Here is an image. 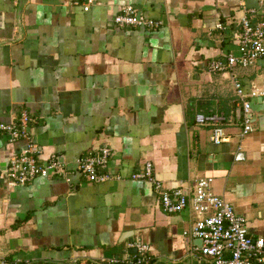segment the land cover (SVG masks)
<instances>
[{"label": "crops", "instance_id": "0c3cea01", "mask_svg": "<svg viewBox=\"0 0 264 264\" xmlns=\"http://www.w3.org/2000/svg\"><path fill=\"white\" fill-rule=\"evenodd\" d=\"M88 2L0 0V122L26 110L38 162L54 155L66 173L8 186L7 159L26 142L0 138V258L96 264L136 256L129 245L140 242L149 264H203L201 243L184 235L202 215L163 212L151 183L131 178L147 162L163 190L190 195L195 180L212 179L248 234L264 237V95L250 100L245 160L233 159L242 129L233 81L264 90V57L207 70L238 55L234 34L243 18L264 20V0H92L85 12ZM124 6L161 27H117ZM196 114L221 116L225 142L211 143ZM101 146L112 151L110 179L88 182L75 161Z\"/></svg>", "mask_w": 264, "mask_h": 264}, {"label": "built area", "instance_id": "2783aa9c", "mask_svg": "<svg viewBox=\"0 0 264 264\" xmlns=\"http://www.w3.org/2000/svg\"><path fill=\"white\" fill-rule=\"evenodd\" d=\"M91 3L92 0H89L83 6V11H88ZM75 5L78 4L75 2ZM113 23L119 28L141 27L148 30H157L162 25L161 21L140 16L132 6L121 8L113 17ZM234 39L238 55L231 54L224 60L211 61L207 66L209 72H225L233 66L247 68L264 57V20L251 22L243 18ZM233 89L242 110V129L233 159L235 162H241L245 160L241 141L253 130L250 100L264 95V90L252 86L245 92L240 82L236 80L233 81ZM29 121L27 111L21 110L14 121L0 122V138H6L9 143L21 140L26 142L23 150L10 155L7 159L4 176L8 186L25 185L35 178H47L51 174L66 175L54 155L49 156L45 163L38 162L36 156L39 150L29 137ZM222 121L223 118L219 115H195L197 125L210 127L209 140L215 145L226 140L221 128ZM111 154L109 147L101 146L96 151L79 157L75 161V172L88 182H105L110 179V175L103 171ZM131 178L151 183L159 196L161 210L166 214H177L189 209L202 215L193 228L184 235L188 234L201 240L200 247L196 250L203 258V264H264V237L253 238L248 234L245 218L238 215L231 204L211 191L212 179L195 180L191 194L187 195L180 189L163 190L161 182L153 177L152 165L149 162L144 164L143 172L132 174ZM129 246L136 248V256L100 258L96 264L150 263L147 245L136 242ZM0 264L8 263L0 258Z\"/></svg>", "mask_w": 264, "mask_h": 264}, {"label": "water", "instance_id": "95a60500", "mask_svg": "<svg viewBox=\"0 0 264 264\" xmlns=\"http://www.w3.org/2000/svg\"><path fill=\"white\" fill-rule=\"evenodd\" d=\"M4 169L3 168H0V173L3 171ZM200 243H201V240H198ZM132 252H134V254H135V250H131ZM130 251V252H131Z\"/></svg>", "mask_w": 264, "mask_h": 264}]
</instances>
